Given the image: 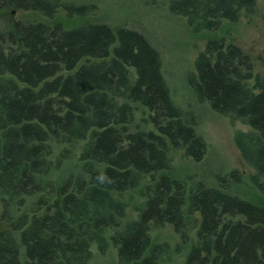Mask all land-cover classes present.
<instances>
[{
	"label": "trees",
	"instance_id": "obj_1",
	"mask_svg": "<svg viewBox=\"0 0 264 264\" xmlns=\"http://www.w3.org/2000/svg\"><path fill=\"white\" fill-rule=\"evenodd\" d=\"M143 1H163L210 34L189 84L198 101L249 126L235 142L264 196V73L219 34L256 14L258 0ZM98 8L0 0V13L45 18L0 27V222L11 224L0 229V264H90L112 245L114 264H264V204L228 191L226 176L208 185L172 175L173 149L205 158L198 117L175 99L147 35L90 19ZM62 12L84 21L66 24ZM230 176L244 182L239 170ZM168 225L189 247L181 258L154 238Z\"/></svg>",
	"mask_w": 264,
	"mask_h": 264
},
{
	"label": "rangeland",
	"instance_id": "obj_2",
	"mask_svg": "<svg viewBox=\"0 0 264 264\" xmlns=\"http://www.w3.org/2000/svg\"><path fill=\"white\" fill-rule=\"evenodd\" d=\"M162 2L153 5L143 0H98V12L90 19L113 24L115 27L126 25L146 34L160 51L164 75L175 99L184 109L198 117L197 132L208 143L205 158L197 162L187 156L183 149H173L172 175L184 178L191 184L203 182L208 185H220L218 176H226L227 186L230 187L228 191L264 204V196L255 190L251 181L253 170L246 164L235 142L236 131L247 130L249 126L240 121L232 122L227 116L213 110L208 103L198 101L189 84L188 75L196 70L195 59L205 48L210 34L207 31L195 32L186 17L171 13ZM257 9L256 14L243 16L236 23L226 21L219 34L228 35V40L234 41L248 52L255 62L256 73L263 74L264 0H258ZM59 16L63 21L68 19L65 23L69 25L84 21L81 17L68 18L64 12ZM21 19L45 20L35 12L13 9L9 13H0V27H12ZM66 168L69 166H65L64 170ZM233 170L242 173L243 183L235 182L236 179L230 176ZM137 197L136 202L139 195ZM129 213L135 215L138 211L132 206ZM2 228L10 229L11 224L0 222V229ZM196 232L194 231V235ZM191 234V238L195 240L196 237ZM154 238L172 241L176 247H180L177 258L183 257L189 249L172 225L157 229ZM96 250L97 254L90 264H114L118 261V251L113 245L105 253H99L97 248Z\"/></svg>",
	"mask_w": 264,
	"mask_h": 264
}]
</instances>
